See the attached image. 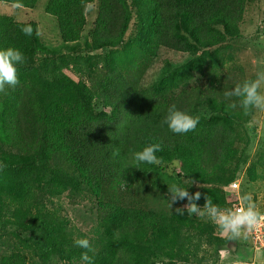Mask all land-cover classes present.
<instances>
[{
  "label": "trees",
  "instance_id": "trees-1",
  "mask_svg": "<svg viewBox=\"0 0 264 264\" xmlns=\"http://www.w3.org/2000/svg\"><path fill=\"white\" fill-rule=\"evenodd\" d=\"M38 2L0 0L28 10ZM259 6L47 0L55 47L41 42L36 23L0 15V48L26 58L19 83L0 92V243L11 244L0 264H86L82 253L94 264H260L248 234L222 236L168 190L193 182L198 206L207 196L230 209L245 193L254 205L264 194V145L250 154L262 108L245 114L223 97L264 70L255 13L247 22L254 31L245 26ZM172 105L198 118L195 130L175 134L162 124ZM157 143L158 165L125 169L132 152ZM81 238L90 250L75 245Z\"/></svg>",
  "mask_w": 264,
  "mask_h": 264
},
{
  "label": "clouds",
  "instance_id": "clouds-1",
  "mask_svg": "<svg viewBox=\"0 0 264 264\" xmlns=\"http://www.w3.org/2000/svg\"><path fill=\"white\" fill-rule=\"evenodd\" d=\"M21 32L25 36L31 37L33 28L30 25H26L21 28ZM25 59L24 54L19 49L13 47L0 48V92L5 90L6 85L15 87L19 83L17 77L18 66L23 65ZM262 83H264V70L258 71L255 79H246L242 83H237L232 89L224 90V99L230 101L228 107L234 109L239 105L245 114L253 108H264V92L261 91ZM233 98L236 99L233 100ZM198 122L197 117H193L187 111L172 105L168 108L162 124L166 125L172 133L186 134L195 130ZM159 151H161V145L157 143L132 152L130 160L125 162V169L141 163L158 165L160 161L156 153ZM241 173H244V171ZM189 187L185 188L180 184L168 186L171 202L187 199L186 211L188 215H195L201 219L211 221L218 228L221 235L227 236L230 240L246 236L253 230L259 229L262 223L264 224V213L257 210L252 203L251 194H243L241 205L238 202L236 203L235 199L232 205L233 209L221 208L207 196L205 197L204 206L200 207L196 201L200 199L201 193L197 191L194 194H190L188 191ZM237 189V183L230 187V191L235 198H238ZM235 205L239 207L234 208ZM176 212L179 215H184L185 208H177ZM252 244L255 257L257 256V251L264 255V248H258L254 245L253 240ZM75 245L90 250L89 240L86 238L75 240ZM81 260L86 262V264H94L93 258L87 253L81 254Z\"/></svg>",
  "mask_w": 264,
  "mask_h": 264
},
{
  "label": "rangeland",
  "instance_id": "rangeland-1",
  "mask_svg": "<svg viewBox=\"0 0 264 264\" xmlns=\"http://www.w3.org/2000/svg\"><path fill=\"white\" fill-rule=\"evenodd\" d=\"M47 0H39L36 7L32 10L23 9V8H16L13 5H9L6 3H0V15H10L12 18H14L17 22H34L38 25L39 28V35L41 42L47 46V47H55L57 44H59V34H58V28L56 21L45 13L44 7L46 5ZM255 13V21L258 22V27L264 26L261 24L259 25L260 21H264V0H260V6L259 10L249 12L247 14V19L245 22V26L247 27V22L250 19V16ZM96 14V12H95ZM88 19L92 20L90 18V15L88 16ZM255 23L252 24V26L247 27L248 32L254 31ZM261 42H264V39L261 40ZM261 91L264 92V83L261 84ZM264 108L261 110L260 119L257 124L256 128V134L252 137V142L250 146V154L251 156L259 150L260 145H264ZM250 124H253L252 121ZM250 124H248L250 127H252ZM256 195V208L257 210L264 213V194L263 191L258 192ZM71 215V214H70ZM259 242V238L255 240L256 243ZM262 245L264 246V241H262ZM11 247V244L9 242L4 241L0 243V258L7 255L9 252V248ZM249 251L255 255L253 252L249 249ZM262 253L260 251H257V256L259 258L260 264H264V255H261ZM262 262V263H261Z\"/></svg>",
  "mask_w": 264,
  "mask_h": 264
},
{
  "label": "built area",
  "instance_id": "built-area-1",
  "mask_svg": "<svg viewBox=\"0 0 264 264\" xmlns=\"http://www.w3.org/2000/svg\"><path fill=\"white\" fill-rule=\"evenodd\" d=\"M233 189H235V188H233ZM236 207H239V206L235 205L234 208H236ZM248 234L251 236L254 245H255V240L257 238H259V242L256 243V246L258 248H264V246L262 245V241H264V224L263 223L261 224V226L259 227V229L253 230L252 232H250Z\"/></svg>",
  "mask_w": 264,
  "mask_h": 264
}]
</instances>
